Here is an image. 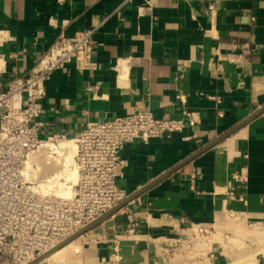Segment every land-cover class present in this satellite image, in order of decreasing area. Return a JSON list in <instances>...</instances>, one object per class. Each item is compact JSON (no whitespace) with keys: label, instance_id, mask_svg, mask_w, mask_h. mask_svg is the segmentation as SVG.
I'll list each match as a JSON object with an SVG mask.
<instances>
[{"label":"crops","instance_id":"obj_1","mask_svg":"<svg viewBox=\"0 0 264 264\" xmlns=\"http://www.w3.org/2000/svg\"><path fill=\"white\" fill-rule=\"evenodd\" d=\"M0 29L3 84L58 36L95 31L96 68L71 61L47 83L43 140L74 141L90 123L146 107L156 118L194 116L169 140L123 148L117 183L127 196L264 108V0H0ZM195 228L212 264L216 235L264 230V113L39 264H184Z\"/></svg>","mask_w":264,"mask_h":264},{"label":"built area","instance_id":"obj_2","mask_svg":"<svg viewBox=\"0 0 264 264\" xmlns=\"http://www.w3.org/2000/svg\"><path fill=\"white\" fill-rule=\"evenodd\" d=\"M56 1L62 4L65 0ZM115 15L120 19L118 11ZM48 24L57 27L51 18ZM94 33L86 30L70 38L58 36L26 75L6 84L2 76L7 59L0 53V264H29L123 202L128 196L117 181L121 177L120 154L126 145L169 140L195 124L186 109L181 112L182 119L173 120L156 118L146 107L90 123L74 141L64 136L41 139L37 119L47 83L71 61L79 71L96 68L92 61ZM8 39V33L0 29V49ZM69 143L74 145L71 154ZM64 144V152L57 150ZM41 148L58 157L65 154L61 173L41 176V162L33 155ZM66 158L71 161L65 162ZM72 169L74 182L69 174Z\"/></svg>","mask_w":264,"mask_h":264},{"label":"rangeland","instance_id":"obj_3","mask_svg":"<svg viewBox=\"0 0 264 264\" xmlns=\"http://www.w3.org/2000/svg\"><path fill=\"white\" fill-rule=\"evenodd\" d=\"M60 145L61 144H59V146ZM67 147L69 148L68 150H72L74 145L69 143ZM58 148L61 152H64L65 144L63 147H57V150H59ZM33 155L37 156L41 162L40 173L42 177L62 172V163L65 156L58 157L55 154L52 155L50 151H48V148H41L37 152H34ZM30 159L31 157L28 159L27 166H30ZM70 164L73 165L72 163ZM69 174L72 176L71 181L74 182V169H72L71 172L69 171ZM226 219L228 221L237 222L234 216H229V218L227 217ZM194 233L197 235V245L194 248L192 247L193 249L189 251L184 264H212V262L206 260L207 257L210 258V256L207 250L203 248L205 238L202 239V234L199 232V229L195 228ZM203 234L205 235V233ZM231 234L233 235H226L227 237L218 234L213 238L214 247L216 246L215 248L220 251H214L212 259L215 261V264H217L216 261L220 264H264V230H255L254 233H246V236L241 232L238 233L236 230L231 231ZM210 240L212 241V239H209V241ZM58 255H56V257Z\"/></svg>","mask_w":264,"mask_h":264},{"label":"water","instance_id":"obj_4","mask_svg":"<svg viewBox=\"0 0 264 264\" xmlns=\"http://www.w3.org/2000/svg\"><path fill=\"white\" fill-rule=\"evenodd\" d=\"M262 113H264V108L261 109V110H259L258 112H256L252 116L248 117L247 119H245L244 121H242L241 123H239L238 125H236L235 127H233L232 129H230L226 133L222 134L221 136H219L215 140L211 141L205 147L201 148L198 152H196L195 154H193L192 156H190L189 158H187L186 160H184L180 164L176 165L175 167L171 168L165 174H163L162 176H160L159 178H157L156 180H154L153 182H151L150 184H148L147 186H145L144 188H142L141 190H139L135 194H132V195L128 196L123 202H121L118 205L114 206L113 208H111L110 210H108L107 212H105L103 215H101L100 217H98L96 220L92 221L91 223H89L88 225H86L85 227H83L82 229H80L78 232H76L75 234H73L72 236H70L69 238H67L61 244H59L58 246H56L52 250L48 251L47 253L43 254L42 256L36 258L35 260H33L32 262H30L29 264H39L40 262H42L45 259L49 258L55 252H57L58 250L64 248L69 243L73 242L75 239L79 238L80 236L84 235L85 233L89 232L90 230H92L93 228H95L98 224H100L101 222H103L107 218H109L112 215H114L115 213H117L119 210H121L122 208H124L125 206H127L129 203L133 202L135 199H137L141 195H143L146 192H148L154 186H156L161 181H163L164 179H166L169 175L173 174L174 172H176L177 170H179L180 168H182L183 166H185L186 164H188L194 158H196L197 156H199L202 153L206 152L207 150L213 148L218 143H220L221 141H223L225 138H227L228 136L232 135L234 132H236L240 128L246 126L249 122H251L253 119H255L256 117H258Z\"/></svg>","mask_w":264,"mask_h":264},{"label":"bare ground","instance_id":"obj_5","mask_svg":"<svg viewBox=\"0 0 264 264\" xmlns=\"http://www.w3.org/2000/svg\"><path fill=\"white\" fill-rule=\"evenodd\" d=\"M61 147H63V146H61ZM59 149V148H58ZM69 149V148H68ZM72 149V148H71ZM63 150V149H62ZM73 151V149L72 150H69V152H70V154H71V152ZM65 156V155H64ZM70 161V158H66L65 159V162H69ZM48 163V162H47ZM28 167V166H27ZM74 174V173H73ZM66 248V247H65ZM61 250H63V248L62 249H60V250H58L57 252H55L54 254H55V256L56 255H58L60 252H61ZM53 254V255H54Z\"/></svg>","mask_w":264,"mask_h":264}]
</instances>
